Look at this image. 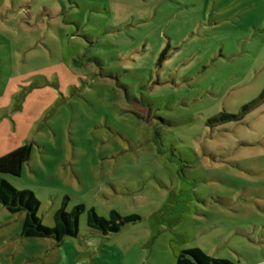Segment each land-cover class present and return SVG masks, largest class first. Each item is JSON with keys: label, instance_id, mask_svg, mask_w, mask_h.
<instances>
[{"label": "rangeland", "instance_id": "obj_1", "mask_svg": "<svg viewBox=\"0 0 264 264\" xmlns=\"http://www.w3.org/2000/svg\"><path fill=\"white\" fill-rule=\"evenodd\" d=\"M25 143L0 177L46 226L63 201L85 210L57 242L0 203V264H175L189 247L264 264V0H0V156ZM91 207L138 218L104 234Z\"/></svg>", "mask_w": 264, "mask_h": 264}, {"label": "trees", "instance_id": "obj_2", "mask_svg": "<svg viewBox=\"0 0 264 264\" xmlns=\"http://www.w3.org/2000/svg\"><path fill=\"white\" fill-rule=\"evenodd\" d=\"M263 97V95L261 96ZM251 105V104H250ZM245 108H247L245 106ZM224 117L232 118L235 115L225 114ZM31 145L22 144L19 147L0 156V173L20 175L23 164L29 160ZM0 203L10 212H24L21 235L24 237H50L57 242L65 236H76L78 233V218L81 211L85 210L83 204L66 210L65 201L54 213V224L46 226L37 216L40 201L30 189H16L8 181L0 177ZM88 226L104 234L116 232L120 226L138 218L136 215L120 216L112 211L109 218L98 215L91 207L87 209ZM119 220V221H118ZM175 264H235L227 258L214 257L199 247L183 249L177 256Z\"/></svg>", "mask_w": 264, "mask_h": 264}]
</instances>
